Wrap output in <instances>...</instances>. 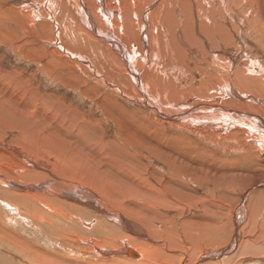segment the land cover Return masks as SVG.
<instances>
[{
    "label": "bare ground",
    "instance_id": "1",
    "mask_svg": "<svg viewBox=\"0 0 264 264\" xmlns=\"http://www.w3.org/2000/svg\"><path fill=\"white\" fill-rule=\"evenodd\" d=\"M42 1L47 2L48 12L52 15H55L56 11L55 16L66 18V23L62 24L67 27L62 34L61 24L55 16L50 18L52 40L49 42L61 47L64 56L77 58L90 68L104 88L131 99L129 95L124 94L123 88L127 87L126 84L115 82L108 76L110 68L119 67L130 80L128 87L136 94L132 100L139 107L131 110L117 101V97L116 100H110L104 89L99 94L103 96V103L108 106L112 103L114 109H120L124 114L123 120L134 113L150 115L156 111L168 124L170 135L179 134L183 137L160 141L151 133L141 142L139 136H132L133 131L128 124L117 130L118 135L125 138L121 140L123 144L127 141L135 143L125 148L128 154L154 140L159 144L164 143L163 147L168 151L175 149L176 145L181 146L179 155L171 153L169 156L193 164L195 168L202 169L204 161L228 167L232 161L227 160V150L216 154L227 144L230 150L243 156H259L264 165V0H254L250 5L246 4L248 0H163V4L162 0H32L26 4L29 8H20L23 3L15 6L19 8L15 16H32L31 19L33 16H44L37 6ZM247 6L254 9L253 13L258 16L254 17L260 20L261 25L248 17L250 11ZM162 9L166 10L167 16L159 15ZM114 31L119 34L120 39L115 38ZM89 45L91 48L88 54L76 51L78 46L85 49ZM103 47L106 48V54ZM108 120L110 119H107V122ZM197 140H203L204 143L197 144ZM187 144H190V148L185 146ZM214 149L217 151L211 153ZM16 152L20 154V151ZM116 152L124 154L122 150ZM69 153L77 154L75 150ZM137 157L133 155V160L138 166L142 164V160ZM23 158L26 164L28 157ZM81 160L92 163L94 159L82 157V166ZM109 161L108 167L112 171L105 167L107 172L104 174L107 178L115 180L113 167L116 166V159L113 158V162L109 158ZM57 162L59 173L55 174L65 175L61 180L62 184H59L60 187H68L67 180L71 181L70 177H85L83 171L78 172L74 168L77 162L75 159L69 161L73 163L62 158ZM151 163L155 166L144 167L143 170L139 167L138 170L134 169L135 166L131 168L126 163H122L126 167L119 166L122 171L120 185L123 195H118L113 182H107L106 185L105 180L103 182L87 178L83 183L86 185L88 181L89 187L80 186V183L74 186L77 191L83 188L88 195H78L77 204L89 206L95 211V215L108 216L115 222L110 224V227L114 228L110 234L103 231L96 234L100 239L84 238L80 245L74 244L76 240L66 241L70 250L76 248L78 251H85L84 249L89 247L87 255L91 252L96 256V260L87 262L73 258L74 256H70L73 252L65 253V257L60 258L57 252L43 247L26 250L23 242L15 238L17 248L23 253H32L37 264H224L221 260L209 263L203 261L208 255L207 246L214 245L212 243L215 241L219 243L223 238L220 228L224 222L221 221L219 205L215 201L211 200L207 204L204 202L197 210L198 215L193 218L188 215L190 217H185L180 225L175 224L169 209L163 210L159 207L172 206V200L190 203L173 185L165 187V182H178L184 188L190 189V183H193L199 190L203 189L205 195L228 191L230 188L207 184L206 179H199L201 177H195L193 173H182L167 160L155 159ZM33 164L31 165L36 167ZM91 166H94L93 163ZM91 166L87 165V168H92ZM163 170H166L162 176L167 179L165 182L158 177L159 172ZM209 172L210 170L206 171L207 174ZM258 172V168H255L248 175L238 174L237 180L247 176L257 180L260 176ZM49 174L28 167L20 170L18 177L36 183L37 186L35 178L44 175L46 180ZM260 177H264V173ZM53 179H50V185ZM258 180L262 181L263 178ZM17 184L13 181L9 183L12 187L17 186L19 190L28 187ZM234 184L237 189V183ZM251 186L252 189L261 186V182H254ZM87 187L91 188L90 190L96 187L100 194L98 197L101 196L104 203L98 202L96 196L93 198V193L87 190ZM53 188L59 187L54 184ZM70 192L75 193L74 190ZM16 194L31 196L29 194L33 193L26 194L22 191ZM254 199L256 200L252 203V208L258 214L257 219L254 218L253 211L247 215V212H242L241 209L239 214H242V219L233 220L236 230L226 248L234 250L239 247L238 254H247V257H242L240 262L234 264H255L256 257L259 261L264 260L260 257L264 255V242L259 244L256 239L247 241L246 238L237 246L238 240L241 239L239 224L243 221L245 213L255 222L264 221V197L261 198L259 194ZM48 209L53 211L49 206ZM159 219L167 221L166 228L160 229L162 222ZM209 219H213L214 229L200 226L208 225ZM117 223L128 231L126 238ZM117 234L124 237L120 247L112 245ZM85 235L92 236L91 233ZM13 236L11 235V240L14 243ZM141 236L143 238H140ZM227 249L224 252L223 249L217 250V253L209 252V255L213 260L214 257L224 255Z\"/></svg>",
    "mask_w": 264,
    "mask_h": 264
},
{
    "label": "rangeland",
    "instance_id": "2",
    "mask_svg": "<svg viewBox=\"0 0 264 264\" xmlns=\"http://www.w3.org/2000/svg\"><path fill=\"white\" fill-rule=\"evenodd\" d=\"M30 1L32 0H0V13L2 12L0 14V264H37L33 260L32 253H23L17 248L18 244L15 243V238L23 242L27 247L26 250L43 247V249H51L57 252L60 258H64L65 253L71 254L73 252V255H70L74 256L73 258L76 257L87 262L96 260V256H93L91 252L87 255L89 247L85 248V251L83 249L78 251L74 247L70 250L67 248L66 241L68 239L76 240L74 244L80 245L84 238L100 239L96 234L100 231L110 234L114 229L110 227V224L115 222L108 216L95 215V211L91 210L89 206L83 207L77 204L76 201H79L77 196L87 194L83 188L77 191L74 186L81 184L80 186L88 185L89 187L88 181L86 185L83 183L87 178L91 180L99 179L103 182L106 181V185L107 182H113L116 185L115 189L118 195H123L120 185L122 184V171L119 166L126 167L122 164L126 163L131 168L135 166L134 169L138 170L139 167L143 170L144 167L154 165L151 161H155V159L159 161L167 160L182 173L189 172L193 173L195 177H201L199 179H206L205 183L207 184L211 183L215 186L230 188L228 191L205 195L203 189L199 190L193 183H190V189L189 187L184 188L178 182H165L167 179H163L162 176H164L166 170H163L159 172L158 177L165 182V187L173 185L188 198V202L191 204H185L182 201L178 203L172 200V206L159 208L169 209L168 211H171L170 215L176 222L175 224L180 225L185 217L192 216L190 218H193L198 215L197 210L201 208L204 202L207 204L211 200L215 201L219 205L218 211L220 212L221 221L224 222V225L220 228V235L223 236L222 239L224 240L220 242L222 240L220 239L219 243L215 241L212 243L214 245H208L209 251L206 248L208 255L203 261L209 263L210 261L221 260L224 261V264H234L240 262L242 257H247V254H238L239 247L229 250L226 245H229L230 238L236 230L233 223L234 218L242 219V214H239L241 209L242 212L244 210L247 215H250V212L253 211L252 203L256 200L254 198L259 194L261 198L264 197V177H260L264 173V165L259 156H243L230 150L229 145L226 144L216 154L227 150V160L232 161L231 166L222 167L204 161V167L198 169L193 164L184 160H175V158L169 156L171 153L179 155L181 146L176 145L175 149L168 151L163 147L164 143L159 144L154 140H150L143 148L135 147L134 152L128 154L125 148H129L131 144L135 143L126 140L127 142L123 144L121 140L125 138L117 133L118 129H123L128 124L132 128V136H139L141 142L151 133L156 135L160 141L161 139L166 141L168 138L177 140L179 134L170 135L168 124L156 111L150 115L134 113L131 117H126L123 120L124 114L120 109H114L112 103H109V106L103 103V96L99 95L102 89L108 93L110 100L117 97V101L124 107H128V109L134 110L139 107L132 100L136 94L128 87L130 80L124 75L125 73L121 72L119 67L110 68L108 76L115 82H124L127 86L123 88L125 90L124 94L129 95L131 99L116 95L110 89L104 88L90 68L77 58L70 59L64 56L61 47L49 42L52 33L50 18L56 15V11H54L55 15L48 12L49 5L47 2L42 1L37 5L44 16H33V19H31L32 16L31 18L22 15L15 16L16 11L19 9L15 6L23 3L20 8H29L26 4ZM253 1L248 0L246 4L250 5ZM248 9L250 11L248 17L256 24L261 25L260 20L256 18L258 16L253 13L254 9L249 7ZM159 15L167 16L166 10H160ZM55 18L61 24L59 26L62 28L60 30L62 34L67 27V25H63L66 23L64 21L66 18L65 16H55ZM31 21L32 23H30ZM216 23L218 22L216 21ZM114 33L116 32L114 31ZM114 35L115 38L120 39L118 33ZM90 48L91 45L85 49L78 46L76 51H83L88 54ZM103 52L105 54L107 52L105 47H103ZM107 119L110 120L107 122ZM196 143L203 144L204 141L197 140ZM221 143H224V141H221ZM185 146L190 148V144ZM14 149L20 151V154ZM73 150L77 152L76 155L69 153ZM118 150H122L124 154L116 152ZM214 151L217 150H211V153H214ZM133 155L138 156L142 160V164L137 166L133 160ZM23 156L28 157L26 164ZM82 157L88 160L93 158L92 163L94 166H91L92 163L86 162V160H81V166L80 159ZM60 158L67 159L68 162L75 159L77 162L74 168L78 172L83 171L85 176L84 178L70 177L71 181L67 180L68 187H64L66 189L59 185L62 184L61 180L65 175L57 174V176L55 174L59 173L57 161ZM109 158L112 161L113 158L116 159V166L113 167L115 180L110 177L107 178L108 176L106 177L104 174L107 172L105 167L108 171H112L108 167ZM87 165L92 168H87ZM11 166L16 167L13 169ZM27 166L31 169L42 170L44 173H50L53 177L49 174L45 180L46 176H37L35 178L37 180L36 186V183L18 177L20 170L27 169ZM157 168L161 169L160 167ZM255 168L260 171L257 180L250 176L237 180L238 174L245 173L248 175ZM207 170H210L209 174L206 173ZM219 173L221 175H218ZM222 178L224 179L221 180ZM260 178H263V180L259 181ZM50 179H53L51 185L49 184ZM11 181L15 184L18 183L17 185H28V187L19 190L17 186L12 187L9 185ZM235 182L238 185L237 189ZM254 182H261V186L252 189L251 185ZM54 184L59 188H53ZM88 187L87 190L89 189L93 193V198L97 197L96 200L102 202L101 196L98 197L100 195L99 190H97L98 193H95L97 192L96 187L92 190ZM70 190H74L75 193H71ZM22 191L26 194L30 192L33 194H29L31 196L16 194ZM48 206L53 211L48 209ZM253 213L254 218L257 219L258 214L254 211ZM247 215L245 213L243 221L239 224L241 239L238 240L237 246L246 238L247 241L250 239L255 241L256 239L259 244L264 242V221L255 222L253 218ZM159 220L162 222L160 229L166 228L167 221L165 219ZM117 224H119L117 227H120L119 229L125 233L124 237L126 238L128 231L120 223ZM200 226H209L210 229H214L215 223L213 219H209L208 225ZM86 233H91L92 236L85 235ZM11 235H14V243L11 240ZM124 237L117 234L112 245L120 247ZM211 247L213 248L211 249ZM220 249H223V252L227 249L229 252L226 250L223 253L224 255H221L222 258L219 256L221 259L214 257L215 259L212 260L209 252L217 253V250ZM81 254L83 257H81ZM260 257L264 259V255H260ZM110 258L114 257L110 256ZM253 258L255 259V257ZM256 259L255 264H264V260L259 261L257 257ZM243 264L252 263L245 262Z\"/></svg>",
    "mask_w": 264,
    "mask_h": 264
}]
</instances>
